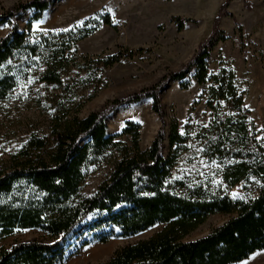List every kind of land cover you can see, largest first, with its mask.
<instances>
[{
	"label": "trees",
	"instance_id": "16d2710c",
	"mask_svg": "<svg viewBox=\"0 0 264 264\" xmlns=\"http://www.w3.org/2000/svg\"><path fill=\"white\" fill-rule=\"evenodd\" d=\"M55 1L29 0L0 15V21L12 23V29L0 38V103L20 85L33 81L45 90L42 98L49 112L43 130L32 131L19 149L0 160V238L15 229L38 228L49 241L34 238L2 247L0 264L63 263L68 237L94 213L99 217L91 228L102 230L95 235L101 242L164 224L152 237L116 250L103 264H234L263 250L264 142L251 126L245 93L235 73L224 69L210 75L208 65L215 40L226 39L220 24L229 0L221 6L210 36L181 69L85 117L79 116L85 103L107 85L99 74L148 49L89 56L79 52L78 43L94 28L57 32L19 28L18 16L33 10L32 20H38ZM174 20L180 28L189 22ZM105 23L112 24L109 19ZM192 69L197 83L208 85L206 107L212 112L211 121L198 130L196 139L203 156L221 165L219 174L227 190L239 189L233 195L203 183L174 179L176 151L187 141L177 121L170 126L167 157L164 120L146 149L140 147L137 122L128 121L120 133L107 132V118L115 110L146 98L152 99L153 111L163 119L161 93L175 80L188 87L184 80ZM123 135L131 137V144L121 140ZM102 165L108 167L103 180L92 193L84 194L92 168ZM215 213L230 217L208 234L186 239ZM104 226H110L109 232L103 231Z\"/></svg>",
	"mask_w": 264,
	"mask_h": 264
},
{
	"label": "rangeland",
	"instance_id": "374dc122",
	"mask_svg": "<svg viewBox=\"0 0 264 264\" xmlns=\"http://www.w3.org/2000/svg\"><path fill=\"white\" fill-rule=\"evenodd\" d=\"M28 1L0 0V15ZM225 2L56 0L38 20H32L34 11L30 10L18 16L17 23L26 32L68 31L84 26L94 28L92 34L78 43V50L83 55L107 57L126 48L148 49L144 54L124 59L99 74L107 85L85 103L79 112L80 117H85L101 110L114 99L156 84L169 71L181 69L199 44L212 33L214 20ZM175 17L188 19L189 22L180 28ZM105 19L112 24H106ZM220 28L226 39H216L211 46L208 59L210 75L224 69L235 73L245 93L244 104L250 111L251 126L264 142V0H229L228 13L222 18ZM11 29L10 19L0 21V38ZM194 73L195 69H192L184 80L189 82L188 87H184L182 80H175L161 93L163 119L153 111L152 99L146 98L115 110L107 118V132L120 133L128 121L137 122L141 126L140 147L146 149L157 136L164 120L167 124L164 154L167 157L171 150L170 126L175 120L187 141L176 151L172 169L174 179L192 185L203 183L233 195L239 189L227 190L219 174L221 165L203 156L201 142L196 139L198 130L211 121L212 112L206 107L208 85L198 84ZM44 94L41 84L32 81L20 85L6 101L0 103V160L19 149L32 131L43 130L47 125L49 112L43 102ZM120 138L131 144L129 135ZM107 169L105 165L92 168L83 188L84 194H90L97 188ZM98 217V213L89 215L68 237L67 258L61 264H103L116 250L148 239L164 227L159 223L131 236H113L107 242H101L95 235L102 230L91 228ZM229 217L222 213L211 215L186 239L193 240L208 234ZM109 230L110 226L103 227V231ZM34 238L49 241L41 229H15L9 236L0 238V248ZM85 241L88 243L82 245ZM234 264H264V249Z\"/></svg>",
	"mask_w": 264,
	"mask_h": 264
},
{
	"label": "snow or ice",
	"instance_id": "6c2138e0",
	"mask_svg": "<svg viewBox=\"0 0 264 264\" xmlns=\"http://www.w3.org/2000/svg\"><path fill=\"white\" fill-rule=\"evenodd\" d=\"M29 82H31V81H29ZM257 139H261V137H257Z\"/></svg>",
	"mask_w": 264,
	"mask_h": 264
}]
</instances>
